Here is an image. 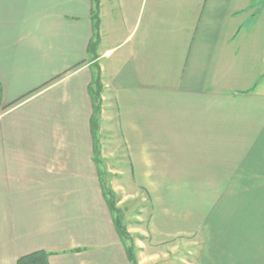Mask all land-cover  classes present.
Instances as JSON below:
<instances>
[{"label": "crops", "instance_id": "obj_1", "mask_svg": "<svg viewBox=\"0 0 264 264\" xmlns=\"http://www.w3.org/2000/svg\"><path fill=\"white\" fill-rule=\"evenodd\" d=\"M99 1L94 57L93 0H0V264H130L94 162L93 74L151 199L147 248L188 236L195 264H264V0ZM165 186L195 187L190 209L163 206Z\"/></svg>", "mask_w": 264, "mask_h": 264}, {"label": "rangeland", "instance_id": "obj_2", "mask_svg": "<svg viewBox=\"0 0 264 264\" xmlns=\"http://www.w3.org/2000/svg\"><path fill=\"white\" fill-rule=\"evenodd\" d=\"M104 110L106 111V107L103 103L98 132L102 181L106 188L111 189L116 195L117 207L122 211L128 231L129 233L133 231L130 235L134 241L136 257L139 252L137 245L139 241L143 245L141 247L145 248L140 253V257L148 259L147 264H195L200 247L196 241H192L188 236L169 239L161 245L160 250L147 248V241L144 238L147 236L143 230L147 229L149 222L151 199L149 193L145 189L141 190L131 179L132 173L119 138L115 115L108 113V111L106 115H103ZM161 188H164L162 205L170 206L171 212L178 211L177 213H180L186 208L190 209L195 187L165 186ZM198 188L201 187H196L197 190ZM199 194L201 192H197V195Z\"/></svg>", "mask_w": 264, "mask_h": 264}, {"label": "trees", "instance_id": "obj_3", "mask_svg": "<svg viewBox=\"0 0 264 264\" xmlns=\"http://www.w3.org/2000/svg\"><path fill=\"white\" fill-rule=\"evenodd\" d=\"M99 15H100V1L93 0V9H92V14H91V19H92L93 28H94V36L89 45L88 53L93 55L94 57H95L94 54L97 48L100 46V42H101L100 32H99V28H100ZM96 69L98 70V68ZM103 93H104V86L101 83L100 75L93 74V80L90 86V96H91V100L93 103V116L91 119V130H92V138L94 142V155H95L94 162L100 174L101 184H102V189H103V197L111 212L113 224L115 226V230L120 239V242L126 251L130 264H138L136 253H135L134 241L125 224L122 211L121 209L117 207L118 199L116 195L114 194V192L111 189H107L105 186V183L102 181V173L100 169L101 150H100V147L98 146V132H99V127H100V124H99L100 116L102 113ZM2 97H3V88L0 83V112L1 111L5 112L9 110L11 107H13L14 105L6 106L3 108L2 107ZM76 252H80V250ZM50 256H51L50 253L40 251V252H36V253H33L31 255H28L26 257L19 259L17 264H50L49 263Z\"/></svg>", "mask_w": 264, "mask_h": 264}]
</instances>
